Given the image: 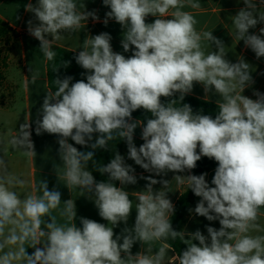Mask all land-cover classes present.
Returning a JSON list of instances; mask_svg holds the SVG:
<instances>
[{"label":"clouds","instance_id":"9594fccd","mask_svg":"<svg viewBox=\"0 0 264 264\" xmlns=\"http://www.w3.org/2000/svg\"><path fill=\"white\" fill-rule=\"evenodd\" d=\"M102 2L110 9L103 23L121 25V46L131 55L114 51L107 32L86 36L74 56L85 78H54L55 90L44 96L35 132L58 137V180L93 201L106 223L81 216L77 226L75 200H62L61 191L43 179L34 191L20 193L23 181L5 170L0 172V264H165V242L177 237L185 244L179 264H264V93L254 90L256 99L243 94L254 83L252 66L243 57L229 61L213 31L197 30L198 20L185 9H199L200 0ZM242 3L231 16V36L259 59L264 27L259 34L250 29L264 24V0ZM25 10L37 21L28 20L27 30L48 61L56 55L52 42L62 33L81 30L89 18L99 20L78 0H29ZM195 84L203 86L205 97H219L214 116L183 103ZM138 110L150 117L133 119ZM138 126L144 141L139 147ZM26 127L21 143L26 141L34 156L30 124ZM117 137L126 141L127 158L152 174L141 177L147 183L136 193L131 227L133 200L125 186L138 182L135 168L118 151L97 170L108 180L97 181L87 168L97 150H108ZM202 157L217 163L211 185L207 173L190 174ZM169 172L200 198L190 211L218 221L219 229L208 225L205 235L173 228L170 180L163 179ZM137 243L143 250L133 254Z\"/></svg>","mask_w":264,"mask_h":264},{"label":"crops","instance_id":"0c3cea01","mask_svg":"<svg viewBox=\"0 0 264 264\" xmlns=\"http://www.w3.org/2000/svg\"><path fill=\"white\" fill-rule=\"evenodd\" d=\"M28 2L29 0H0V23L14 34L4 69L7 94L0 105V112L7 115L12 127V134L15 136L5 147L0 142V161L3 162L0 165V172H4L7 166V173L23 181V185L17 189L20 193L34 191L42 179L48 181L50 189L54 186L57 187L62 193V200L70 198L75 200L77 226H80L79 217L81 216L94 219L100 223H106L98 215V210L93 201L86 196H81L78 189L69 191L63 185V181L58 180L55 166L62 167L58 154V137L47 133L37 135L35 132V121L39 115L38 110L46 92L51 90V88L48 77V60L40 52V42L31 36L27 30L28 20L31 19L34 24L37 23L34 15L25 10V5ZM31 2L35 4L36 0H31ZM78 2L84 3L87 11H95L99 20L89 18L81 30L62 33L60 40L52 42V47H59L76 53L80 50L82 41L86 36L107 32L112 37L113 50L124 54L126 57L130 56L131 52L125 53L121 46L123 38L121 25L114 20H109L107 25L103 23L105 14L110 9L103 5L102 0H78ZM200 3L201 7L199 9L186 8L185 10L192 12L198 20L196 25L198 31H213V35L224 42L225 51L227 52L226 58L229 61L237 62L240 57H243L252 66L254 83L246 88L243 94L256 99L253 95L254 90L264 93V57L257 59L254 52L245 47L243 41H238L234 36H231L234 32L231 16H234L244 6L242 0H200ZM153 19V17L149 16L147 22H152ZM261 27H264V24H258L256 28L250 29V33L259 34ZM49 39L51 38L49 37ZM208 50L211 51L212 49L208 48ZM34 74L37 76L35 82L32 81ZM189 95L214 104L219 99L217 95L211 93L205 97L203 86L200 84H195L192 93ZM29 124L30 139L36 153L34 156L28 154L30 150L27 147V142L21 143V141H24V133L28 130L26 126ZM141 132L142 129L138 126L134 134V143L137 147L144 142L141 139ZM123 151L126 163L134 167V161L127 158L126 141H124ZM216 167L206 172V180L210 185ZM135 174L138 182L134 185L125 186V190L129 192L130 198L133 200V211L128 221L129 227L134 224L135 220L136 193L143 191L147 183V180L141 177L152 175L142 168L135 169ZM188 174L187 172L184 173V175ZM173 175L174 173L169 172L163 179L170 180L168 196L175 207L187 186L177 185L175 180L172 179ZM154 178L161 179V177ZM153 187L155 190H159L161 185L156 184ZM261 211L264 212V209ZM260 223L264 227V218L261 219ZM208 225L217 229L220 227L218 221L209 222L206 218L197 216L192 211L185 218L180 231L189 233L199 229L207 235L206 226ZM122 227L124 225L116 228L115 231L119 233ZM142 250L141 245L137 243L133 246L132 252L135 254ZM31 251L29 249V252ZM165 264H179L178 253L169 245Z\"/></svg>","mask_w":264,"mask_h":264},{"label":"trees","instance_id":"16d2710c","mask_svg":"<svg viewBox=\"0 0 264 264\" xmlns=\"http://www.w3.org/2000/svg\"><path fill=\"white\" fill-rule=\"evenodd\" d=\"M52 50L56 53V55L54 59L52 61H48L47 64L49 86L51 90H55L54 78L57 75H59L61 78L70 75L74 78L73 82H75V80L85 78L81 75L85 70H83L75 62L74 56L76 55V53L70 52L59 47H52ZM64 61L70 62L67 67L64 66ZM54 69H58V72L55 73ZM179 103L180 102L177 101L178 105ZM183 103L191 105L194 111H200L202 109L204 114H209L213 116L218 110L216 104L201 100L190 95L185 96ZM148 117H150V113H145L143 110H138L133 113V118L141 122L146 121V118ZM74 146L81 150H87L81 148V146L79 145ZM123 147L124 141H120L119 137H117L116 139L109 142L108 150H97L94 160L90 161L87 165L88 170L93 172V175L97 181L108 180L107 175H101L97 170L103 164H107L108 162H110V159L114 157L117 151L124 156ZM216 166L217 163L214 160H211L207 157H202V159L197 162V167L192 170L191 174L200 175L202 173H206L211 168ZM198 200L199 197L195 196L190 189L188 190V188H186L185 192L179 197L175 205V213L171 217L174 229L180 231L185 218L190 215V213L192 212L190 210L195 208V205L197 204ZM166 243L171 246L180 257L181 252L185 247L183 240L180 237H177L175 240L169 239L168 241H166Z\"/></svg>","mask_w":264,"mask_h":264},{"label":"rangeland","instance_id":"374dc122","mask_svg":"<svg viewBox=\"0 0 264 264\" xmlns=\"http://www.w3.org/2000/svg\"><path fill=\"white\" fill-rule=\"evenodd\" d=\"M13 39L14 34L4 28L0 23V105L3 103V100L7 94L4 69ZM14 137L15 136L12 134V127L7 115L3 112H0V142L3 147L7 146V144ZM134 168L139 169L140 167L135 165ZM1 169L3 170V168ZM5 169H8L7 166Z\"/></svg>","mask_w":264,"mask_h":264}]
</instances>
